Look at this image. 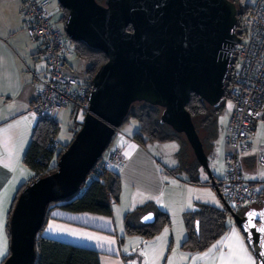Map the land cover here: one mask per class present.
Masks as SVG:
<instances>
[{"label":"water","instance_id":"obj_1","mask_svg":"<svg viewBox=\"0 0 264 264\" xmlns=\"http://www.w3.org/2000/svg\"><path fill=\"white\" fill-rule=\"evenodd\" d=\"M67 11L66 37L106 57L90 83L88 111L56 170L28 184L8 222L9 254L2 264H34L36 236L49 204L80 193L88 176L126 121L134 103L160 108L159 121L182 134L212 184L208 158L186 109L195 95L215 109L224 101L223 80L237 8L230 0H56ZM215 192L244 237L256 264H264V200L235 212ZM248 213H255L249 225ZM151 218L145 221V217ZM141 223L151 225L154 215ZM195 230H198L196 222Z\"/></svg>","mask_w":264,"mask_h":264},{"label":"crops","instance_id":"obj_2","mask_svg":"<svg viewBox=\"0 0 264 264\" xmlns=\"http://www.w3.org/2000/svg\"><path fill=\"white\" fill-rule=\"evenodd\" d=\"M55 15L64 26L63 10L60 8ZM68 48L64 68L72 74L67 61L69 59L75 64V59L79 58L70 46ZM40 52L39 42L32 40L24 30L18 0H0V220L5 225L4 236L8 248L7 254L0 258V264L9 253L7 223L12 203L20 187L34 176L32 170L23 163V156L38 122V118L30 111V105L45 77V63ZM80 82L87 81L82 79ZM25 117L28 119L25 120ZM229 118L230 113L223 120V146ZM17 121L21 123L17 125ZM77 127L72 132L70 142ZM136 130L137 125L132 121L129 132H117L110 145V149L120 151L123 157L116 169L120 181L119 200L111 206V215L55 209L42 230V237L93 250L98 253L99 264H249L248 257L251 258V264H256L244 237L229 215L226 219L227 229L206 249L191 251L182 248L187 237L185 214L196 211L198 205H211L222 210L226 208L210 186L211 182L202 167L200 184L186 182V176L182 181L176 180V175L171 172L174 164L165 165L160 161L158 155L160 158H164V155L153 150L158 144L143 146L135 141L133 135ZM69 143H59V146ZM249 143L250 149L240 156L241 171L247 182L259 186L264 200V168L259 164L260 157L264 155V121L256 122ZM211 149L212 143L210 148H206L211 152L210 156L206 154L208 165L215 182H218L224 178L225 151L221 159ZM151 208L169 216V222L157 236L146 239L136 233L128 234L124 223L126 215L133 213L130 222L132 227H137L143 225L141 220L146 214L153 213L149 210ZM166 228L168 231L165 233ZM233 232L237 234L238 240ZM162 234L164 239L157 241L156 238ZM88 236L92 239H88ZM213 245L216 247L213 248ZM241 248L245 251H240Z\"/></svg>","mask_w":264,"mask_h":264},{"label":"trees","instance_id":"obj_3","mask_svg":"<svg viewBox=\"0 0 264 264\" xmlns=\"http://www.w3.org/2000/svg\"><path fill=\"white\" fill-rule=\"evenodd\" d=\"M96 1L99 3L103 2V0ZM237 6L240 7V9L237 8V22H239L241 15L247 11V8ZM62 10L64 12V21H66L67 11ZM64 37L76 57L86 62L85 74L87 82L85 84H91L90 81L95 72L106 62L105 55L98 50L88 48L82 43L70 41L65 34ZM226 100L231 101L230 91L227 85L224 88V101ZM222 104L218 108L213 109L197 96L191 95L186 105V109L191 115L198 134H200L201 130L205 133L202 138L199 135L204 151L205 147L210 148V144L212 143L217 117L222 111ZM161 111L160 108L145 103H134L131 106L125 123L129 120L136 123L137 130L133 135L135 141L144 146L149 144L162 145L179 140L178 137L181 134L175 133L169 126L160 123L159 117ZM78 127L77 130L79 129ZM58 129L59 125L56 119H38L32 132L30 144L23 156V163L32 170L34 176L26 184H23L17 192L10 209L9 218L19 193L36 179L49 175L56 170L58 156H60L68 145L61 147L56 142L54 149L49 147L52 139H54V142L56 141L55 135ZM177 157L182 159L180 152L177 154ZM180 165L181 172L183 171L186 174V182L191 184L201 183L199 173L202 172V169L194 157L192 160L185 161ZM172 173L174 175L176 174V172ZM213 179L215 180L214 177ZM119 195L120 181L117 174L96 165L88 176L87 182L80 193L68 200L48 205L44 223L36 236V258L34 264H99L97 252L44 238L41 233L50 218V213L55 209L72 213H92L110 216L111 206L118 202ZM260 195L261 199L256 207H260L263 201V194L261 193ZM149 210H152L154 213H152L154 215V223L151 225L132 227L130 219L133 213L126 215L124 223L128 234L136 233L146 237V239H153L160 232L161 228L169 222V216L166 213L154 210V208ZM227 215L229 214L225 209H218L211 205H198L196 211L185 214L184 227L187 237L182 244V248L191 251H203L206 249L210 243L227 229ZM196 222H198L197 232L195 230Z\"/></svg>","mask_w":264,"mask_h":264},{"label":"built area","instance_id":"obj_4","mask_svg":"<svg viewBox=\"0 0 264 264\" xmlns=\"http://www.w3.org/2000/svg\"><path fill=\"white\" fill-rule=\"evenodd\" d=\"M18 2L24 30L32 40L39 42L40 57L46 68L41 89L30 105L31 113L38 119L55 120L59 110L71 107L76 110V117L84 118L89 113L88 98L93 87L66 72L64 60L69 46L51 22L48 0ZM231 33L240 41L229 48L223 80V87L227 85L230 91L231 112L223 138L224 178L214 186L231 209L240 212L257 206L261 199L259 186L243 177L240 156L250 149L249 139L256 122L264 121V0H254ZM49 147H56L54 139ZM122 160L121 152L109 146L96 165L116 173ZM259 164L264 168V155Z\"/></svg>","mask_w":264,"mask_h":264},{"label":"rangeland","instance_id":"obj_5","mask_svg":"<svg viewBox=\"0 0 264 264\" xmlns=\"http://www.w3.org/2000/svg\"><path fill=\"white\" fill-rule=\"evenodd\" d=\"M234 4L239 5L241 7L244 8H249V5H251L253 3L254 0H233ZM232 1V2H233ZM236 5V8H239ZM248 6V7H246ZM54 8V10L51 11V9ZM48 11L49 14L51 16V22L61 30V33L64 36V26L62 25V23L60 21H58V19L56 18V15L59 11H60V6L58 5V3L56 2V0H49V6H48ZM75 64H73L72 62L69 61L68 59V65L71 68V73L74 77H76L77 79H79V81H81L82 79H86L85 78V67H86V62L84 60L81 59H75ZM229 105H231V101L226 100L224 101V103L222 104V111L221 113L218 115L217 117V122L215 125V131H214V137L212 140V149L213 153L216 155L217 157L221 159L223 157V153L224 151H226V148H224L225 146H223L222 142H221V138H222V125H223V120L224 118L228 117L229 113H230V108ZM73 111V114H72ZM75 112L76 110L68 107V108H63L61 110H59L56 113V120L58 121L59 124V129L57 131V134L55 135V139L57 143L61 144H66L69 143L71 138H72V132L73 130L76 128V125H79L82 120L83 117L78 115L77 117L75 116ZM131 122L132 120H129L127 123L123 124V126L119 129V131L121 133L123 132H129L130 130V126H131ZM79 128V127H78ZM198 133V132H197ZM117 134V133H116ZM204 131H200V135L201 138L204 136ZM179 140L174 141V142H169V143H165L162 145H158V146H154L153 150L156 151L157 153H162L164 155V158H160V156L158 154V158L161 159L160 161H162L165 165H171L172 163L174 164V168L172 169V172H176V176H174V178L176 180L182 181L181 179L184 178L186 176V174L179 168V165L184 163L185 161H190L193 159V153L191 148L189 147L185 137L181 134L179 137ZM224 138V137H223ZM113 144V141L110 145ZM165 146V147H162ZM175 146V147H172ZM206 147H205V153L210 156L211 152H206ZM152 153H155L151 150ZM180 152V155L182 157L179 158L177 157V154ZM155 155V154H154ZM179 158V159H178ZM213 160V159H212ZM217 160V159H216ZM219 164V162H218ZM224 166V165H223ZM181 167V165H180ZM214 184H210V186L215 189V185ZM256 207V206H254ZM257 208V207H256ZM259 208V207H258ZM244 211V210H243ZM241 212V211H240ZM176 224V222H174ZM174 226V224H173Z\"/></svg>","mask_w":264,"mask_h":264},{"label":"snow or ice","instance_id":"obj_6","mask_svg":"<svg viewBox=\"0 0 264 264\" xmlns=\"http://www.w3.org/2000/svg\"><path fill=\"white\" fill-rule=\"evenodd\" d=\"M229 107H231V105H229ZM25 120L28 119V117H25L24 118ZM21 122L20 121H17V125H19ZM9 127H13L12 125H10ZM172 147H175V146H172ZM53 215H55V213H53ZM256 215L255 213H248V216H249V225H251V222H252V217ZM260 215L264 216V213H261ZM151 217L150 216H146L144 219L145 221L149 220ZM4 223L2 220H0V258H3L6 254H7V251H8V248H7V239L6 237L4 236ZM50 228L52 227L51 225L49 226ZM168 231V229H164V232L166 233ZM258 231L264 233V226H261ZM74 235H76L75 232H73ZM233 236L237 238L238 240V237H237V234L235 232H233ZM88 239H92L91 236H88L87 237ZM164 239V236L163 234L160 236V237H157L156 240L157 241H161ZM218 244L220 243L219 241L217 242ZM216 245H213V248H215ZM209 251L211 252L212 249H209ZM240 251H245L243 248L240 249ZM248 262L249 264H251V258L248 257Z\"/></svg>","mask_w":264,"mask_h":264},{"label":"bare ground","instance_id":"obj_7","mask_svg":"<svg viewBox=\"0 0 264 264\" xmlns=\"http://www.w3.org/2000/svg\"><path fill=\"white\" fill-rule=\"evenodd\" d=\"M210 181V180H209ZM214 188V187H213Z\"/></svg>","mask_w":264,"mask_h":264},{"label":"flooded vegetation","instance_id":"obj_8","mask_svg":"<svg viewBox=\"0 0 264 264\" xmlns=\"http://www.w3.org/2000/svg\"><path fill=\"white\" fill-rule=\"evenodd\" d=\"M233 1V0H232ZM234 2V1H233Z\"/></svg>","mask_w":264,"mask_h":264}]
</instances>
